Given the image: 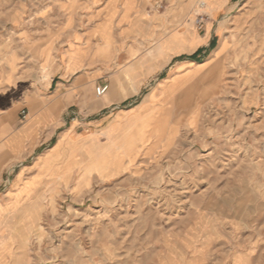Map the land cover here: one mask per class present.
I'll list each match as a JSON object with an SVG mask.
<instances>
[{
    "label": "rangeland",
    "instance_id": "obj_1",
    "mask_svg": "<svg viewBox=\"0 0 264 264\" xmlns=\"http://www.w3.org/2000/svg\"><path fill=\"white\" fill-rule=\"evenodd\" d=\"M130 1L0 0V86L20 90L16 127L60 86L74 93L49 106L63 120L54 137L37 133L0 176V207L15 203L0 211V264H264V0ZM212 25V56L178 70ZM148 97L135 150L104 142L117 113L135 116ZM74 122L80 137L48 166ZM12 182L22 189L10 194Z\"/></svg>",
    "mask_w": 264,
    "mask_h": 264
},
{
    "label": "crops",
    "instance_id": "obj_2",
    "mask_svg": "<svg viewBox=\"0 0 264 264\" xmlns=\"http://www.w3.org/2000/svg\"><path fill=\"white\" fill-rule=\"evenodd\" d=\"M132 1L134 2V0H131L130 2ZM137 1L139 3H145V0H137ZM217 28H218L217 26L212 25L210 32L206 35V27H205L203 34H201V36L205 38L203 40H200V39L196 40V44H193V45L194 46L198 45V46L192 52H189L190 55H192L198 51L196 58L191 59L187 57L186 60L181 61L182 64L177 65L178 70H182V69L185 70L186 68H188V64H191V63L199 64V63L205 62L212 56L213 52L217 49V46H218ZM148 33L150 35V32ZM188 47H191V44L185 46L184 49ZM157 56H159L158 53H157ZM96 57H100V56L94 55L92 56V58H89L88 53H86L83 50L82 59L84 60L86 64L89 63V65H91L93 63L92 60L94 59H95V63L96 61L102 62L96 59ZM162 58L168 59V56L163 55L161 53V56L155 60L156 68L160 67L161 65L165 63V62L164 63L161 62ZM66 68L68 69L69 72L74 71L71 68V66L66 65ZM99 69L102 70V68H99ZM95 72L97 71L95 70L94 73ZM165 80L167 79H164V81ZM19 94H20V90H17L15 85H13V82L12 83L6 82L5 84L0 86V176L3 173L5 166L15 163L17 159V155L21 152V148L24 143L26 142L28 143L30 142V140L35 139L37 133H43L41 136L42 141L44 142L49 141L50 139L54 137L56 133V129L52 128L51 126L57 123H60L61 126L63 125V120L61 119V116L54 110L49 109V106L53 100H55L54 103L57 105L56 108L62 104H65L64 106V109H65L66 107L71 106L72 105L71 103H74V99H73L74 93L73 92L63 93L61 92V86H60L53 93L52 97L47 99V103H49V105H47L45 108H40L38 106L39 103H35V106H33L34 114L32 115V118L29 120V122L24 124L22 127L17 128L16 119L14 115H15L16 105L21 101L18 97ZM111 102L112 100L109 99L107 95V97L103 99L102 103L104 105H109ZM128 110H121L120 112L117 113V114H120V119H122V121H124V116H125V114L122 112L128 111ZM117 114H115V116ZM115 116L104 127H109L115 122H117L118 119ZM76 124H77L76 122L72 123V125L68 128V130L62 133L61 137L56 141V145H58L60 142H62L69 136L76 135L80 137L81 134H75L72 131L74 127L76 126ZM44 157L41 156L40 158H44ZM13 182L11 184V189L9 190L10 194H14L16 193L17 190L22 189V185H20L19 183L15 184ZM14 205L15 203L9 200V202H7L5 206L0 207V211L5 210V208L6 210L9 211L11 210V208L14 207Z\"/></svg>",
    "mask_w": 264,
    "mask_h": 264
},
{
    "label": "bare ground",
    "instance_id": "obj_3",
    "mask_svg": "<svg viewBox=\"0 0 264 264\" xmlns=\"http://www.w3.org/2000/svg\"><path fill=\"white\" fill-rule=\"evenodd\" d=\"M200 3L203 5L199 8L204 11L206 7V2L201 0ZM200 6V4H199ZM151 59H154V56L149 54L148 55ZM137 66H133L132 69L135 70ZM152 100L148 97V101L141 104L136 110L135 116H131L124 121H119L116 123L115 127H117L116 134L112 135L106 131V129L102 130L103 140L104 142H109L110 144L117 145L118 148L121 150L120 152L123 154H128L131 151L135 150V143L140 141L142 138V131L143 129L148 126V119L147 115L143 116L142 110L143 108H148L151 106ZM101 139V138H100ZM98 140L94 137V135H90L86 144L91 142H96ZM63 143L60 142L55 149H53L52 153L45 157L48 166H53L57 160H59V150L62 148ZM97 147V146H96ZM94 147V149L96 148ZM65 150V149H64ZM64 156V152L62 153ZM66 155V154H65Z\"/></svg>",
    "mask_w": 264,
    "mask_h": 264
},
{
    "label": "built area",
    "instance_id": "obj_4",
    "mask_svg": "<svg viewBox=\"0 0 264 264\" xmlns=\"http://www.w3.org/2000/svg\"><path fill=\"white\" fill-rule=\"evenodd\" d=\"M199 4H200L199 7H201L203 5V3H200V2L198 3V5ZM203 20H204V14H198L197 23L201 24ZM108 88H109L108 84H100V85H98L96 87V95L98 97L104 96L106 94V92L108 91ZM27 113L28 112H27V110L25 108L21 110V116H22L23 120L27 118V115H28Z\"/></svg>",
    "mask_w": 264,
    "mask_h": 264
},
{
    "label": "trees",
    "instance_id": "obj_5",
    "mask_svg": "<svg viewBox=\"0 0 264 264\" xmlns=\"http://www.w3.org/2000/svg\"><path fill=\"white\" fill-rule=\"evenodd\" d=\"M197 54H198V51L195 52L194 54L188 56V57L191 58V59H195Z\"/></svg>",
    "mask_w": 264,
    "mask_h": 264
}]
</instances>
